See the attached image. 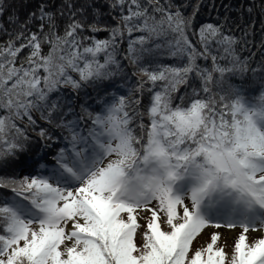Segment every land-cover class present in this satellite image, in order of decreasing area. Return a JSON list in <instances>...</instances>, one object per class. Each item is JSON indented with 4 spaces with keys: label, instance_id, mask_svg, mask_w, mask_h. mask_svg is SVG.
<instances>
[{
    "label": "snow or ice",
    "instance_id": "obj_1",
    "mask_svg": "<svg viewBox=\"0 0 264 264\" xmlns=\"http://www.w3.org/2000/svg\"><path fill=\"white\" fill-rule=\"evenodd\" d=\"M106 2L114 25L87 0H42L0 24V166L26 162L29 130L63 141L0 176V264H264V234L249 238L264 230V91H214L246 70L235 46L248 28L236 37L227 16L194 28L202 0L190 15L172 0ZM125 60L135 86L101 91L127 80ZM87 89L95 108L75 103ZM209 228L241 230L230 253L218 231L194 246Z\"/></svg>",
    "mask_w": 264,
    "mask_h": 264
},
{
    "label": "trees",
    "instance_id": "obj_2",
    "mask_svg": "<svg viewBox=\"0 0 264 264\" xmlns=\"http://www.w3.org/2000/svg\"><path fill=\"white\" fill-rule=\"evenodd\" d=\"M41 2L42 0H5V3L10 7L0 16V24H2L5 29L12 30L14 26L9 23V19L17 20L18 18L19 21H24L30 12L38 8ZM73 2L76 7H80L85 3V0H73ZM87 2L92 5L91 8L87 9L88 13H91L93 8L99 9L100 12L103 13V15L100 16L102 24L114 25L116 23V21L107 14L109 7L106 0H87ZM163 2L164 0H161V3ZM172 2L176 5H187V7H182V11L185 15H190L193 11V6L200 2V0H172ZM61 3L62 0H56L55 5H53V10ZM250 7L252 8L251 13L247 11ZM113 15H116V13L114 12ZM226 16L228 17L227 23L234 30L233 34L236 37H241L246 27L251 33V35L247 37L248 43L241 41L235 46L237 55L245 62L243 66L246 70L243 72L235 71L225 74L221 83L214 88V91L227 93L231 85L240 89L242 95L251 102L264 91V0H202V2H200L199 11L195 15L193 25L194 28H198L200 25L208 22L219 24ZM92 19L93 17L89 15L90 22ZM64 22L63 19L59 21L61 26H63ZM31 27L35 30L36 25L33 24ZM97 35L105 37L107 33L101 32ZM133 35H139V33H134ZM191 38L195 39V37ZM7 39V35L3 31H0V42ZM126 47L127 41L125 40L121 44V49L125 50ZM45 51H47V48H45ZM160 59L162 63L168 65L177 63L174 58H169L166 55ZM122 63L127 66L125 69L128 73L127 80L116 77L112 81L105 82L101 85V91L127 92L129 88L135 86L138 77L132 75L134 71L133 67L128 65L126 60L122 61ZM198 63L202 66L211 67V61H198ZM214 75L218 76V74ZM140 78L145 79L143 77ZM87 92L89 96L81 94V97L76 99L75 103L77 106L81 103L90 104L95 108L94 100L97 92L92 89H87ZM183 92L184 89L182 87L177 95ZM39 125H44V122L38 120V126ZM28 135L31 137V140L29 142L30 150L25 154L26 162H20L15 166L11 164L0 166V176L26 175L24 171L21 173L20 171L25 168H27L28 171L33 159H38L39 156L44 155L46 152L47 159L52 160L53 154L57 151L58 146H63V141L59 136V130H55V138L51 142L40 140L36 135V131L33 130H29ZM32 152H36L37 155L33 157L31 155ZM0 195L10 196L11 193L6 189H0Z\"/></svg>",
    "mask_w": 264,
    "mask_h": 264
},
{
    "label": "rangeland",
    "instance_id": "obj_3",
    "mask_svg": "<svg viewBox=\"0 0 264 264\" xmlns=\"http://www.w3.org/2000/svg\"><path fill=\"white\" fill-rule=\"evenodd\" d=\"M44 155H46V157H47L46 152L44 153ZM49 161H51V160H49ZM29 170L27 171V168H25L24 170L20 171V173L24 171V173L28 174ZM141 214L143 215L144 213H141ZM141 223H143V221H141ZM213 231H218L221 234V240L218 242V244L221 246H225V250L230 253L231 249H232L233 242H234V238L238 235L239 231H241V230L235 229V230L230 231V230L225 229V228H221V229L209 228V229H206L205 232L202 234V236L199 237L196 242H194V246H199V244L207 242L209 234ZM261 234H264V230H261L260 232H257V233H250L249 238L251 240L253 237H255L257 235H261Z\"/></svg>",
    "mask_w": 264,
    "mask_h": 264
}]
</instances>
